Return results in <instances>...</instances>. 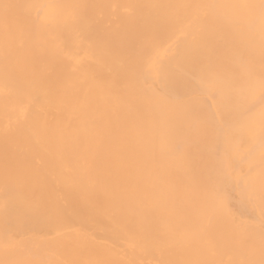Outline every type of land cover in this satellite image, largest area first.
I'll list each match as a JSON object with an SVG mask.
<instances>
[{
    "label": "bare ground",
    "instance_id": "obj_1",
    "mask_svg": "<svg viewBox=\"0 0 264 264\" xmlns=\"http://www.w3.org/2000/svg\"><path fill=\"white\" fill-rule=\"evenodd\" d=\"M0 264H264V0H0Z\"/></svg>",
    "mask_w": 264,
    "mask_h": 264
}]
</instances>
